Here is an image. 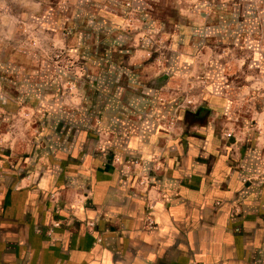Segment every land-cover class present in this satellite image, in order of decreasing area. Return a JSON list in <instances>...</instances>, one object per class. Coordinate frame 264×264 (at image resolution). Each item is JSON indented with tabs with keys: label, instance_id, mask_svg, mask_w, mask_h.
Returning a JSON list of instances; mask_svg holds the SVG:
<instances>
[{
	"label": "rangeland",
	"instance_id": "1",
	"mask_svg": "<svg viewBox=\"0 0 264 264\" xmlns=\"http://www.w3.org/2000/svg\"><path fill=\"white\" fill-rule=\"evenodd\" d=\"M261 104L264 0H0V221L103 245L94 174L112 173L145 196L154 230L174 144L206 124L229 141L262 133Z\"/></svg>",
	"mask_w": 264,
	"mask_h": 264
},
{
	"label": "crops",
	"instance_id": "2",
	"mask_svg": "<svg viewBox=\"0 0 264 264\" xmlns=\"http://www.w3.org/2000/svg\"><path fill=\"white\" fill-rule=\"evenodd\" d=\"M214 94L215 107L228 105L223 94ZM263 111L261 104L251 113L260 120ZM227 130L199 125L186 141L174 144L154 230L144 226L146 198L129 190L130 180L95 173V198L106 205L105 244L93 245L88 231L66 234L60 246L39 237L29 220L17 218L9 227L0 221V264H264V177L246 186L241 173L261 167L264 132L238 127L236 140L229 141Z\"/></svg>",
	"mask_w": 264,
	"mask_h": 264
}]
</instances>
